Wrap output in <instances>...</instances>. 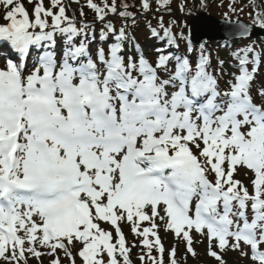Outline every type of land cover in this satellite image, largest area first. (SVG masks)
Listing matches in <instances>:
<instances>
[{"label": "snow or ice", "instance_id": "6c2138e0", "mask_svg": "<svg viewBox=\"0 0 264 264\" xmlns=\"http://www.w3.org/2000/svg\"><path fill=\"white\" fill-rule=\"evenodd\" d=\"M27 2L31 12L23 0H0V42L19 54L0 68V262L47 256L62 264V252L68 264L77 257L82 264H132L120 226L126 221L143 237L141 264H165L158 217L193 256L192 231L207 229L208 255L219 264L228 248L264 264V82L256 84L264 52L238 49L237 71L224 81L210 71L203 46L197 59L160 52L150 60L138 46L126 57L134 38L125 28L109 21L100 39L112 34L115 42L93 48L92 26H78L63 0ZM249 2L252 25L264 29V7ZM86 6L101 22L109 13L134 15L127 3L118 10L117 0ZM150 6L141 0L143 10ZM160 27L178 47L171 29ZM237 30L249 34L244 23ZM58 39L59 54H38L29 70L31 51ZM241 169L252 174L251 190L234 178ZM143 221L151 226L141 230ZM176 252L174 245L168 264H178Z\"/></svg>", "mask_w": 264, "mask_h": 264}, {"label": "rangeland", "instance_id": "374dc122", "mask_svg": "<svg viewBox=\"0 0 264 264\" xmlns=\"http://www.w3.org/2000/svg\"><path fill=\"white\" fill-rule=\"evenodd\" d=\"M212 2H214V1L213 0H205V3L203 4V9L206 10L210 15H212L213 17H215L217 19H223V20H229V19L231 20L232 19L233 20V19L239 18L245 22H249L252 20V17L247 16L250 13V11L248 10V7H247L248 5L243 7L246 11H240L239 12L238 11L239 8H237L231 4L232 7L236 9V11L233 12L230 10L229 5L223 4L222 6H217L216 2H215L216 5L214 3L211 4ZM125 3H127V2H125ZM261 3L264 5V0H262ZM127 4L129 5V7H131V5L129 3H127ZM73 7L76 8L77 5H75ZM225 14H227V17L225 16ZM0 17H1V12H0ZM190 17L191 16L187 15V18H190ZM184 22H185V19L181 18V20H178V22L175 23L176 27L180 28V29H184L185 28V25L183 24ZM205 25H206V27H202L199 29L200 36H203V35L204 36H207V35L211 36V35L215 34V31L218 32V34L228 32V31H221V30H218L216 28L213 30L212 28H207V24H205ZM139 238H140V236H139ZM141 240L142 239L140 238V241ZM169 240H171V238L166 237L161 241L164 245L165 250H168V249L170 250L171 249L170 247H173L175 245V247H176V249L180 255V253H182V249L180 246L181 243L179 245H176ZM197 243L198 242H196V244ZM137 244H138V242H137ZM201 247H202V245H200V244L196 245L197 255L190 262V264H198V263L206 264V262L208 261L205 258L204 254L202 253V250L200 252ZM221 255L223 256V259L225 260L226 264H248V262L246 261V257L241 256L240 252L235 253V252H232V250H227L226 252L221 253ZM60 256H61L62 264H68L67 260L63 257V253H60ZM176 258L178 260V264L187 261L186 259H184L183 257H180V256L176 257ZM41 259H42L43 263L44 262L48 263L50 258L47 256H43V257H41ZM33 261H36V264H38V262H39L35 258L30 257L29 263L34 264ZM0 264H3V262Z\"/></svg>", "mask_w": 264, "mask_h": 264}, {"label": "water", "instance_id": "95a60500", "mask_svg": "<svg viewBox=\"0 0 264 264\" xmlns=\"http://www.w3.org/2000/svg\"><path fill=\"white\" fill-rule=\"evenodd\" d=\"M221 23L222 25H225V26H234L237 28V23L236 24H232V23H228V22H220L212 17H210L209 15H204V16H201L199 17V19H197L193 24L192 26L194 28H196V35H197V38L199 37V29L202 28V27H206L205 24H207V28H212L213 30L216 28H218L217 24ZM241 23V22H240ZM203 33V32H202ZM204 36V35H203ZM211 36H214V37H220L221 34H218V32L215 31V34L211 35ZM210 35H207V37H211Z\"/></svg>", "mask_w": 264, "mask_h": 264}, {"label": "trees", "instance_id": "16d2710c", "mask_svg": "<svg viewBox=\"0 0 264 264\" xmlns=\"http://www.w3.org/2000/svg\"><path fill=\"white\" fill-rule=\"evenodd\" d=\"M187 1H190V0H187Z\"/></svg>", "mask_w": 264, "mask_h": 264}]
</instances>
